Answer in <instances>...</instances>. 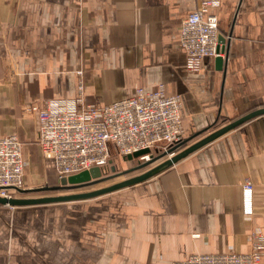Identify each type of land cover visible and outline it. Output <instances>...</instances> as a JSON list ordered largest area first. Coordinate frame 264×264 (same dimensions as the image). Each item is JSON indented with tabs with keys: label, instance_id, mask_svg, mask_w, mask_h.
Wrapping results in <instances>:
<instances>
[{
	"label": "crops",
	"instance_id": "obj_1",
	"mask_svg": "<svg viewBox=\"0 0 264 264\" xmlns=\"http://www.w3.org/2000/svg\"><path fill=\"white\" fill-rule=\"evenodd\" d=\"M199 2L0 0V135L20 138L27 173L60 182L53 159L40 155L30 107L74 97L79 79L84 102L95 104L162 84L181 98L190 143L264 105V0L211 8L226 54L187 72L181 24ZM70 202L81 211L29 217L23 209L6 219L0 208V264H172L194 252L247 251L254 228L264 264V115L109 198Z\"/></svg>",
	"mask_w": 264,
	"mask_h": 264
},
{
	"label": "built area",
	"instance_id": "obj_2",
	"mask_svg": "<svg viewBox=\"0 0 264 264\" xmlns=\"http://www.w3.org/2000/svg\"><path fill=\"white\" fill-rule=\"evenodd\" d=\"M220 0H200L197 8L183 19L180 42L185 53V69L196 72L204 56L224 57L225 42L211 8ZM79 76L82 71L78 70ZM84 82L78 80L77 94L71 98L43 99L36 109L38 145L45 158L54 161L59 179L89 169L104 167L111 148L126 156L147 150L140 160H149L158 148L175 146L184 139L181 98L167 94L162 84L153 90L137 87L134 94L108 103L84 102ZM25 159L20 138L0 135V196L11 197L24 187ZM252 182H242V205L252 213ZM249 250L244 252H194L172 264H261L262 234L254 228L247 235Z\"/></svg>",
	"mask_w": 264,
	"mask_h": 264
},
{
	"label": "water",
	"instance_id": "obj_3",
	"mask_svg": "<svg viewBox=\"0 0 264 264\" xmlns=\"http://www.w3.org/2000/svg\"><path fill=\"white\" fill-rule=\"evenodd\" d=\"M264 115V106L255 108L250 110L243 115L237 117L234 120L212 130L211 132L205 134L204 136L200 137L199 139L195 140L194 142L182 147L181 149L177 150L178 145L169 148L168 152H173L172 155L166 156L167 152H163L155 157H151V159L139 164L135 167V169L144 168L149 166L152 162L158 160L159 158L165 156V158L161 161H158L154 165L146 168L140 173L131 175L127 178L122 180L113 182L106 186H102L92 190L86 191H74L73 189H77L83 186H87L89 184L95 183L99 180L105 179L103 175L104 169L101 166H93L89 169L82 170L80 172L71 174L67 177H63L60 179L59 184L54 186L48 187H40L35 188L37 190L43 189H51V190H66V192H61L58 194L52 195H42V196H29V197H4L0 196V205H9V206H30V205H40V204H49V203H58V202H68V201H75V200H83L89 199L92 197H97L102 194L110 193L116 191L118 189L131 186L137 184L139 182L145 181L152 176L160 173L164 169L168 168L169 166L173 165L180 159L184 158L188 154L192 153L193 151L197 150L198 148L202 147L203 145L211 142L215 138L221 136L222 134L226 133L227 131L236 128L237 126L255 118L258 116ZM192 137L185 138L182 143L188 142ZM147 150H137L132 154H128L123 156L124 159H132L136 158L141 154L146 153ZM110 169L115 171V166L111 165ZM134 168H130L128 170H124L123 172L118 173H127L132 171ZM22 192H26L29 189H17Z\"/></svg>",
	"mask_w": 264,
	"mask_h": 264
},
{
	"label": "rangeland",
	"instance_id": "obj_4",
	"mask_svg": "<svg viewBox=\"0 0 264 264\" xmlns=\"http://www.w3.org/2000/svg\"><path fill=\"white\" fill-rule=\"evenodd\" d=\"M191 141L192 140L190 139L184 145L189 144ZM184 145H183V147H184ZM177 150H179V149H177ZM163 152H165V149L160 147L156 151H154L153 157H155V156H157ZM40 155H41V157H43V155L41 154V151H40ZM166 156H168V155L166 154ZM163 157H165V156H163ZM163 157L161 159H163ZM161 159H158V160L152 162L149 166L143 168V170L154 165L155 163H157ZM26 161L24 164V187H23V189H29L28 190L29 191L28 196H40V195H42L38 192H33V191L37 190L35 188L48 187V186H54V185L59 184V182L56 180L55 176H54V179L52 181H51V178L47 176L46 177L47 180L46 181L44 180L45 181L44 182V181H41L39 179V177H37L35 175L34 172L27 173ZM145 161H147V160H140L137 157L132 158V159H124L123 156H120L114 150V148H111L110 158H109L107 164L103 167V169H104L103 175L105 176V179L99 180L95 183H92V184H89L87 186H83V187H80L77 189H73V190L74 191L92 190V189H96V188L111 184L113 182L122 180L124 178H127V177L133 175V174H137V173L141 172L142 169H135V167L138 166L139 164L145 162ZM111 165L115 166V171H112L110 169ZM130 168H134V169L132 171L127 172V173H118V172H123L124 170H128ZM119 190L113 191L110 193H106V194H102V195H99L98 197H92V198H89V200H91V199L92 200H98V199L109 198L110 196L118 193ZM62 191H65V190H56L54 192H50L47 194H58V193H61ZM20 207H23V206H9V205L3 206V205H0V208H4V209H2L3 211L8 212V215L2 214V216L6 217V219L7 218L11 219V216H12L13 212L15 213V210H23V209L29 210L27 212V215L29 217H34V216H37V217H39V216L40 217L41 216H44V217L71 216V215H73V212H78V211H81L80 209H82V207H80V205L78 203H73L70 201H68L66 203L58 202V203H49V204H40V205H30V206L23 207V208H20Z\"/></svg>",
	"mask_w": 264,
	"mask_h": 264
},
{
	"label": "trees",
	"instance_id": "obj_5",
	"mask_svg": "<svg viewBox=\"0 0 264 264\" xmlns=\"http://www.w3.org/2000/svg\"><path fill=\"white\" fill-rule=\"evenodd\" d=\"M262 106H264V105H262ZM261 107V106H260ZM255 108H258V106H256V107H251L250 108V110H253V109H255ZM250 110H248V111H250ZM247 111V112H248ZM246 113V112H245ZM241 115H243V114H241ZM240 115V116H241ZM236 119V118H235ZM184 140V139H183ZM183 140L182 141H180V142H178L177 144H176V146L178 145V148L177 149H180L181 147H183V145L184 144H186V143H182L183 142ZM185 146V145H184ZM162 158V157H161ZM161 158H159V159H161ZM165 157H163V159H164ZM163 159H161V160H163ZM160 160V161H161ZM145 168V167H144ZM139 169H142V171H143V168H139ZM145 170V169H144ZM141 171V172H142ZM140 173V172H139ZM134 175V174H133ZM60 180V179H59ZM54 191H56V190H51V189H43V190H35V191H33V192H38V193H40V194H42V195H52V194H47V193H50V192H54ZM62 192H66V190L65 191H62ZM31 193V192H30ZM28 194H29V191H26V192H22V191H19V190H15L14 191V193H13V195L12 196H14V197H29L28 196ZM42 195H40V196H42Z\"/></svg>",
	"mask_w": 264,
	"mask_h": 264
}]
</instances>
